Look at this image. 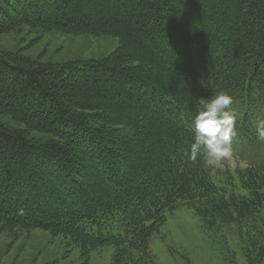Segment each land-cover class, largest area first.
I'll return each mask as SVG.
<instances>
[{
  "label": "trees",
  "instance_id": "obj_1",
  "mask_svg": "<svg viewBox=\"0 0 264 264\" xmlns=\"http://www.w3.org/2000/svg\"><path fill=\"white\" fill-rule=\"evenodd\" d=\"M23 27L119 46L62 63L0 50V231L156 264L150 238L184 204L209 230L246 220L247 262L264 264V157L216 181L184 156L199 99L220 91L236 145L262 143L264 0H0V35Z\"/></svg>",
  "mask_w": 264,
  "mask_h": 264
},
{
  "label": "rangeland",
  "instance_id": "obj_2",
  "mask_svg": "<svg viewBox=\"0 0 264 264\" xmlns=\"http://www.w3.org/2000/svg\"><path fill=\"white\" fill-rule=\"evenodd\" d=\"M118 46L119 38L115 36L43 32L28 27L0 35L1 51L60 63L99 58ZM238 141L234 138L233 164L224 162L222 168H212L216 181L220 180L218 170L232 174L241 161L248 163L253 154L264 157V142L249 148L242 141L236 145ZM242 149L246 151L242 153ZM237 191H241L240 187ZM248 228L245 220L209 230L191 207L181 204L153 232L149 248L156 264H248ZM113 254L114 246L108 245L94 250L86 260L78 248L48 231H0V264H111Z\"/></svg>",
  "mask_w": 264,
  "mask_h": 264
},
{
  "label": "clouds",
  "instance_id": "obj_3",
  "mask_svg": "<svg viewBox=\"0 0 264 264\" xmlns=\"http://www.w3.org/2000/svg\"><path fill=\"white\" fill-rule=\"evenodd\" d=\"M233 102L234 98L227 91L199 99V110L192 121L194 140L184 152L187 160L196 163L198 157H202L209 168H222L224 162L233 164V141L238 135ZM256 136L264 142V120L257 123ZM239 166L243 169L248 165L241 161Z\"/></svg>",
  "mask_w": 264,
  "mask_h": 264
}]
</instances>
